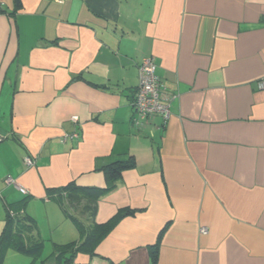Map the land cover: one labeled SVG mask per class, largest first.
<instances>
[{"label": "crops", "instance_id": "obj_1", "mask_svg": "<svg viewBox=\"0 0 264 264\" xmlns=\"http://www.w3.org/2000/svg\"><path fill=\"white\" fill-rule=\"evenodd\" d=\"M146 58L166 126L136 121ZM262 83L264 0H0V240L8 206L34 225L2 264H64L85 238L48 190L105 189L119 161L95 219L115 223L69 264H264Z\"/></svg>", "mask_w": 264, "mask_h": 264}, {"label": "trees", "instance_id": "obj_2", "mask_svg": "<svg viewBox=\"0 0 264 264\" xmlns=\"http://www.w3.org/2000/svg\"><path fill=\"white\" fill-rule=\"evenodd\" d=\"M18 5L19 0H14ZM4 139V138H3ZM134 166L132 162H116L112 165L106 166L103 168L104 174L106 175V179L108 181V186L105 189L98 188H80L75 186L73 183L68 186L60 189L48 190L47 197L49 199H58L63 205L61 200H69V204L72 207L73 211H69L63 205L65 209L66 216L71 219L77 226L81 232V235L85 238L83 243L78 244L76 242L67 244L62 249V254L69 253L70 257L64 258V264H69L71 260L77 253L84 252L90 248L93 249L98 243V241L106 236V234L111 230L112 226H98L95 223L96 215H97V207H98V199L106 192L111 191L117 181L122 176V173L125 170L131 169ZM18 208H14L12 206H8V220L4 232L2 234L0 240V264H2V256L3 252L10 247H14L18 250H23L24 241L23 238L25 233H28L34 227L32 220L30 217H26L24 213L25 201ZM13 213L14 215H11ZM73 213H81L88 214L87 222L93 225L87 226L86 221L81 222L79 218H76ZM42 247L38 246V248ZM157 247V246H156ZM152 255L154 258V264L157 261V248L152 250Z\"/></svg>", "mask_w": 264, "mask_h": 264}, {"label": "built area", "instance_id": "obj_3", "mask_svg": "<svg viewBox=\"0 0 264 264\" xmlns=\"http://www.w3.org/2000/svg\"><path fill=\"white\" fill-rule=\"evenodd\" d=\"M158 67L154 63L152 58L143 59L139 65V86L135 94V100L133 103L136 121L138 124L147 121L150 122L153 119L160 117L163 120V126H166L170 116H171V101L172 98L166 95L167 88L163 83L162 79L157 74ZM261 88L264 89V83L261 84ZM74 123H78V118L73 117L71 119ZM162 128L159 127V129ZM79 136L77 133L64 137L63 143L68 139L76 140ZM3 137L0 136V141ZM25 165L28 168L34 166V161L30 158L25 160ZM8 184L16 185L15 181L12 179L7 180ZM17 186V185H16ZM22 192H25L21 189ZM201 233L203 235L208 234L207 229H202Z\"/></svg>", "mask_w": 264, "mask_h": 264}]
</instances>
